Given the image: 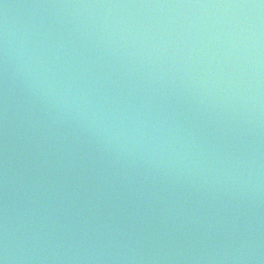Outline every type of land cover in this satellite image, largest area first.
<instances>
[{"label":"water","instance_id":"95a60500","mask_svg":"<svg viewBox=\"0 0 264 264\" xmlns=\"http://www.w3.org/2000/svg\"><path fill=\"white\" fill-rule=\"evenodd\" d=\"M5 248L264 264V0H0Z\"/></svg>","mask_w":264,"mask_h":264},{"label":"clouds","instance_id":"9594fccd","mask_svg":"<svg viewBox=\"0 0 264 264\" xmlns=\"http://www.w3.org/2000/svg\"><path fill=\"white\" fill-rule=\"evenodd\" d=\"M37 78L40 81V86L41 87H46V88H51L52 87L51 83L43 78V73H37ZM56 95L61 100H65L66 99V97L62 93H56ZM72 103H75V101H72ZM105 128H108V126L105 125ZM7 259H8V257H7V248H5V255L3 257H0V264H7Z\"/></svg>","mask_w":264,"mask_h":264}]
</instances>
